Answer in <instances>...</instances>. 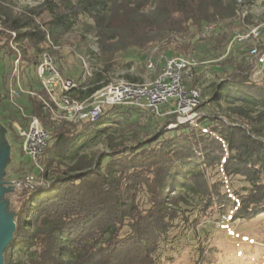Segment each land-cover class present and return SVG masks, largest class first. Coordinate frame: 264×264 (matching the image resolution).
Instances as JSON below:
<instances>
[{
    "label": "trees",
    "instance_id": "trees-1",
    "mask_svg": "<svg viewBox=\"0 0 264 264\" xmlns=\"http://www.w3.org/2000/svg\"><path fill=\"white\" fill-rule=\"evenodd\" d=\"M15 5V0H0V60L8 59L1 73L0 124L15 133L20 149L13 124L24 128L28 118L8 97L17 54L12 46L20 54L23 87L41 94L40 54L47 52L57 71L71 79L70 71L63 73L68 58L87 57L92 71L85 79L79 71L81 79L69 92L75 100L91 96L117 71L133 65L144 70L149 57L157 70L171 57L195 60L192 88L196 70L210 62L219 79L212 103L224 112L207 110L193 124L172 129H167L172 115L157 127L161 118L154 113L124 106L107 107L96 122H54L37 97L21 95L17 105L39 120L48 137L41 170L28 164L27 172L40 183L20 193L3 264H165L181 247L185 230L208 214L231 210L234 221L264 213V76L253 79L251 40L230 45L236 33L255 26L250 14L243 16L242 0ZM207 26L213 27L207 32ZM256 45L262 48L264 37ZM204 106L199 103L196 110ZM142 114L153 123L140 126ZM100 138L105 148L85 154ZM234 180L242 185L234 186ZM194 252L195 264H211L216 257L214 248L201 244Z\"/></svg>",
    "mask_w": 264,
    "mask_h": 264
},
{
    "label": "built area",
    "instance_id": "built-area-1",
    "mask_svg": "<svg viewBox=\"0 0 264 264\" xmlns=\"http://www.w3.org/2000/svg\"><path fill=\"white\" fill-rule=\"evenodd\" d=\"M212 27L207 26L205 29L208 32ZM245 40H251L253 43V47L248 52L249 61L252 59L257 67L262 66L263 69L264 46L260 49L256 45L261 41L259 27L251 28L246 33H236L230 45L233 41ZM12 48L17 54L12 61L9 75V101L15 104L16 99L21 95L35 96L47 109L50 119L54 122H96L103 111L110 106L146 109L156 116H163L160 107L168 106L170 110L166 114L173 116V121L168 125L170 129L178 125L193 124L198 117L196 107L200 103L201 94L198 89L190 87L198 63L191 58L164 59L161 69L157 70L153 59L149 57L144 63L147 75L145 81L130 82L114 74L109 83L91 96L84 100H75L69 96V92L77 86V82L71 78H64L57 71L53 58L47 52L39 55V63L36 66V76L44 96L37 91L25 89L19 72L20 54L14 46ZM91 49L95 53L98 52L95 40L91 44ZM81 60L86 67V61L83 58ZM86 68L87 72L84 71L82 79L90 74ZM17 108L22 116L28 118L24 128L16 126L21 139L22 153L31 158L36 169L41 170L39 158L48 137L47 133L36 117L26 116L22 107L17 106ZM32 180V176H27L25 185H31Z\"/></svg>",
    "mask_w": 264,
    "mask_h": 264
},
{
    "label": "rangeland",
    "instance_id": "rangeland-1",
    "mask_svg": "<svg viewBox=\"0 0 264 264\" xmlns=\"http://www.w3.org/2000/svg\"><path fill=\"white\" fill-rule=\"evenodd\" d=\"M38 1L39 0H15V6H34ZM242 1L244 4L243 16L246 15V13L251 15L255 25L252 26V28L258 26L260 30L264 29V0ZM261 37L263 38L264 34H262ZM83 59L86 61L87 68L82 65V61L69 57L64 64L63 73L69 76L67 71H70L74 75V81H80L78 80V78L81 79L80 70L84 72L86 68L88 73L92 71L87 57H83ZM7 61V58H5L4 61L0 60V83L2 82L1 73L5 66L4 62L6 63ZM249 63L253 66V79L258 82L261 81L264 76V67L263 69L261 68L262 66L257 67L252 59ZM116 74L118 77L124 75L135 77L138 78V81H145V79H147L145 69L140 71L135 65H133L130 70L125 69L117 71L115 75ZM196 74L198 75L196 89H198L201 94L200 103L205 105L200 110H196V112L199 115L202 112L206 113L207 110H210L217 114H222L224 112V107L218 106L214 102L212 103L215 86L219 82V79L212 72L210 62H206L204 65L200 66L196 70ZM37 93L39 92L37 91ZM18 100L20 101L21 98ZM17 104L18 101H15L13 105L17 108V106H19ZM169 108L168 106L160 107L164 115L157 116L161 118L158 121L157 127L164 124L167 116H171V114H166L170 110ZM131 120L133 121L134 117H132ZM137 120L140 126L147 125L151 122L153 123L146 114H142ZM169 124L170 121L168 119L167 129H170L168 128ZM17 125L18 124H13L16 134H18L16 130ZM119 129L121 132L127 131L124 127H120ZM154 131L155 129L153 128L151 133H154ZM104 148V140L100 138L94 145H90L86 148L84 153L92 155L94 152L103 150ZM0 160H5L6 164L1 171L2 175H0V189L3 190V193L0 195V216L3 221L9 223L19 206L20 193L23 187H26L25 184L27 183L26 177L32 176L33 180L31 185L35 186L39 185L40 180L36 178L35 174L27 172L28 164L32 163L31 158L21 152L20 140L15 139V133L9 131L2 124L0 125ZM226 183L227 181L225 184ZM232 183L234 186L242 185L236 180ZM261 212L262 211L249 220L238 219L234 221L231 219V210L208 214L198 225L185 230L186 235L182 240L181 247L170 254L172 261L168 263L165 262V264H195L194 251L199 244H201L202 247L214 248L216 250L215 260L211 264H264V213ZM223 217H226V219Z\"/></svg>",
    "mask_w": 264,
    "mask_h": 264
},
{
    "label": "water",
    "instance_id": "water-1",
    "mask_svg": "<svg viewBox=\"0 0 264 264\" xmlns=\"http://www.w3.org/2000/svg\"><path fill=\"white\" fill-rule=\"evenodd\" d=\"M1 125V124H0ZM5 160H0V175H2V169L5 167ZM3 193V190L0 189V195ZM0 223L4 226L5 228V241L4 243L2 244V246L0 247V259H1V263L0 264H3V251L5 250L6 246L9 244V242L11 241L12 239V234L14 232V229H15V223H14V216H12L11 218V221L9 223L3 221L1 219V216H0Z\"/></svg>",
    "mask_w": 264,
    "mask_h": 264
},
{
    "label": "bare ground",
    "instance_id": "bare-ground-1",
    "mask_svg": "<svg viewBox=\"0 0 264 264\" xmlns=\"http://www.w3.org/2000/svg\"><path fill=\"white\" fill-rule=\"evenodd\" d=\"M5 228L4 226L0 223V247L2 246V244L5 241ZM0 263H1V259H0Z\"/></svg>",
    "mask_w": 264,
    "mask_h": 264
}]
</instances>
